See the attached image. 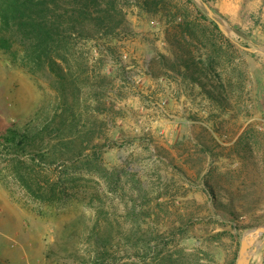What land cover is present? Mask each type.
I'll use <instances>...</instances> for the list:
<instances>
[{"label":"rangeland","instance_id":"rangeland-1","mask_svg":"<svg viewBox=\"0 0 264 264\" xmlns=\"http://www.w3.org/2000/svg\"><path fill=\"white\" fill-rule=\"evenodd\" d=\"M142 1L120 0L127 33L75 39L53 52L73 79L67 106L74 101L81 123L93 125L105 146L97 163L56 171L72 193L57 202L28 195L0 156V264H92L96 221L144 231L146 240L161 234L152 245L168 241L163 252L162 243L151 250L142 243L134 255L123 238L117 264H236L242 234L264 224V0H162L157 12H146ZM196 9L234 45L215 56L212 80L234 83L244 73L242 100L234 106L232 92L229 109L196 85L152 72L159 54L173 57L168 15ZM65 84L46 65L0 49V134L41 127L60 111ZM252 254L253 264H264V240Z\"/></svg>","mask_w":264,"mask_h":264},{"label":"trees","instance_id":"trees-1","mask_svg":"<svg viewBox=\"0 0 264 264\" xmlns=\"http://www.w3.org/2000/svg\"><path fill=\"white\" fill-rule=\"evenodd\" d=\"M161 4L162 0H143L141 7L146 12H157ZM168 16L170 24L166 29V40L174 46L173 57L159 54L153 74L174 75L196 85L225 109L232 107L230 96L234 92V106L238 104L245 89L244 73L237 72L238 81L234 83L230 79L216 82L211 78L218 66L215 56L226 55L224 46L234 48V45L214 34V30L219 33L217 24L199 9ZM128 31L129 22L120 0H0V49L10 53L13 58L21 52V60L35 66L46 65L55 76L66 81L60 111H54L41 127L32 126L23 131L9 128L0 134V156L6 162V174L31 197L44 202H57L69 197L72 193L62 187L56 171L69 169L83 161L97 163L105 146L97 142L93 125L90 127L85 122L81 123V116L74 112V101L67 106L74 92L71 89L73 79L68 74L64 75L53 52L56 47L71 44L75 39L101 40ZM197 31L201 35L198 36ZM196 49L209 50L210 53L203 58L204 54ZM236 89L239 93H236ZM205 132L212 137L209 130L205 129ZM200 145L201 152H209L204 142H200ZM214 204L216 208L236 216L225 203L215 200ZM95 225L90 234L89 258L92 264H117L116 249L123 238L129 242L124 244L134 251V255L139 254L138 246L142 243L149 250L154 246L158 248V244L162 243L159 252H163L168 242L163 239L152 245L151 240L163 236L155 234L146 240L144 231L139 230V234L120 232L109 225L103 226L99 221ZM144 255L147 257V253ZM164 259L165 256L162 257Z\"/></svg>","mask_w":264,"mask_h":264},{"label":"water","instance_id":"water-1","mask_svg":"<svg viewBox=\"0 0 264 264\" xmlns=\"http://www.w3.org/2000/svg\"><path fill=\"white\" fill-rule=\"evenodd\" d=\"M206 8L212 15L211 10ZM262 239H264V224L245 231L241 236L236 264H249L251 252L259 247Z\"/></svg>","mask_w":264,"mask_h":264},{"label":"crops","instance_id":"crops-1","mask_svg":"<svg viewBox=\"0 0 264 264\" xmlns=\"http://www.w3.org/2000/svg\"><path fill=\"white\" fill-rule=\"evenodd\" d=\"M264 239L261 240V242L263 241ZM255 254H252L251 257H250V261H249V264H253V261H254V258H255Z\"/></svg>","mask_w":264,"mask_h":264}]
</instances>
